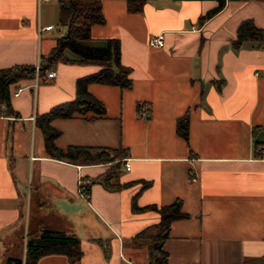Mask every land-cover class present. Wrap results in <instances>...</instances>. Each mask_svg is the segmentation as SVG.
<instances>
[{
	"label": "crops",
	"instance_id": "1",
	"mask_svg": "<svg viewBox=\"0 0 264 264\" xmlns=\"http://www.w3.org/2000/svg\"><path fill=\"white\" fill-rule=\"evenodd\" d=\"M98 1L104 23L91 27L87 43L117 39L131 86L89 84L104 115L50 125L57 150L123 152L119 174L104 182L110 162L49 154L35 125L72 101L76 80L99 65L57 61L51 81L11 84L15 114L0 104V264L24 262L26 242L44 229L75 235L81 256L51 254L36 264H146L148 240L136 236L158 224L151 207L175 201L185 217L170 222L162 243L168 264H264V43L231 47L243 20L264 30V0H224L203 22L217 0ZM44 4L0 0V70L36 65L54 48L60 36L42 29L51 25ZM158 34L163 44L148 45ZM185 114L187 141L177 133ZM81 179L89 182L87 198Z\"/></svg>",
	"mask_w": 264,
	"mask_h": 264
},
{
	"label": "trees",
	"instance_id": "2",
	"mask_svg": "<svg viewBox=\"0 0 264 264\" xmlns=\"http://www.w3.org/2000/svg\"><path fill=\"white\" fill-rule=\"evenodd\" d=\"M217 5L203 17L201 22L210 18L221 10L224 0H217ZM58 23L65 28V33L56 39V44L46 56H40L38 60V78L44 81L46 71L57 61L78 62L81 64H97L101 68L90 75L80 77L75 82V98L52 107L48 113L35 119V125L42 131L45 146L49 154L74 161L76 156L82 158L86 164L111 163L105 176V181L115 178L119 174L120 157L123 152L117 150L83 149L70 147L65 152L57 150L53 145L54 138L58 135L50 125L56 118L66 119L81 116L85 119L100 118L105 113L103 104L87 91L89 84H103L117 86L122 89L131 86L129 78L130 69L120 62V44L117 39H106L103 46H91L87 42L91 40L90 29L93 25L104 23L101 12V4L98 0H57ZM132 10V6L128 7ZM264 43V30L255 26L251 19L243 20L237 27L236 36L231 42V47L238 50L243 43ZM69 51L76 56L67 58L64 53ZM35 77V65H14L0 70V104L4 103L9 108V114H15L10 109L9 86L19 80H33ZM177 133L185 140L188 139L187 114L177 121ZM111 156L109 157V153ZM88 190V188H87ZM133 209L135 204H132ZM159 215V222L139 233L136 237L148 240V261L146 264H168L167 254L162 250V243L167 238L171 221L185 217L181 212L180 202L175 201L169 205L151 207ZM157 229L156 233L150 232ZM61 254L71 261L81 256L80 240L73 234L61 231L43 230L36 239L26 242L24 264H36L42 256ZM21 263L20 259H9L7 264Z\"/></svg>",
	"mask_w": 264,
	"mask_h": 264
},
{
	"label": "built area",
	"instance_id": "3",
	"mask_svg": "<svg viewBox=\"0 0 264 264\" xmlns=\"http://www.w3.org/2000/svg\"><path fill=\"white\" fill-rule=\"evenodd\" d=\"M40 1L48 2L49 0H40ZM53 28H54L53 25H47V26H45L42 29L48 31V30H51ZM163 41H164L163 34H158L156 36L149 37L148 45H150L152 47H159V46H161L163 44ZM37 72H38V65L36 64L35 65V77L33 79V85L34 86H36L40 82ZM54 77H55V71L48 70V71H46V74L44 76V81L45 82L51 81ZM22 90H23L22 87H17L14 90V92L12 93V95L13 96H17V95H19L21 93ZM140 115L142 117H147L148 116L147 112H145V111H140ZM124 167H125L126 170H129V164L127 162H125ZM88 185H89V182L87 180H85V179H81L80 182H79V192L82 195H84L86 198L88 197V194H87ZM19 264H24V262L19 263Z\"/></svg>",
	"mask_w": 264,
	"mask_h": 264
},
{
	"label": "rangeland",
	"instance_id": "4",
	"mask_svg": "<svg viewBox=\"0 0 264 264\" xmlns=\"http://www.w3.org/2000/svg\"><path fill=\"white\" fill-rule=\"evenodd\" d=\"M42 14L48 22H50L51 25L54 26V30L52 31L53 36H62L65 33V28L59 25L58 23V6H57V0H49L48 2H45L44 5H42ZM42 83V82H39ZM142 108V107H141ZM32 224H30V230L32 229ZM47 230V229H44ZM153 233L157 232V229H153L150 231ZM146 238V237H143ZM141 238L142 240H145Z\"/></svg>",
	"mask_w": 264,
	"mask_h": 264
}]
</instances>
